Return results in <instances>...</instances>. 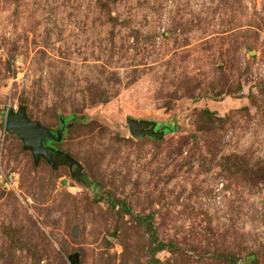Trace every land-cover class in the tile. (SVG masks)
<instances>
[{"label":"rangeland","instance_id":"rangeland-1","mask_svg":"<svg viewBox=\"0 0 264 264\" xmlns=\"http://www.w3.org/2000/svg\"><path fill=\"white\" fill-rule=\"evenodd\" d=\"M22 107L82 171L6 132ZM152 258L264 264V0H0V264Z\"/></svg>","mask_w":264,"mask_h":264},{"label":"water","instance_id":"water-1","mask_svg":"<svg viewBox=\"0 0 264 264\" xmlns=\"http://www.w3.org/2000/svg\"><path fill=\"white\" fill-rule=\"evenodd\" d=\"M126 123L133 138H153L162 139V129L156 131V123L145 120H136L133 118H127ZM6 132L11 135H16L28 149L32 150L35 161H39L43 156L51 164L55 165L52 160V156L49 154V149L44 147L43 141L45 139L49 141L60 142L63 138V131H59L54 134L49 129L41 126L40 123L31 121L29 119L27 108L22 107L17 112L11 110L6 116L5 122ZM57 156H61L67 160L71 169L76 166L78 171L82 170L81 165L77 160L71 157L69 154L63 152H57ZM251 260L242 261L240 264H251Z\"/></svg>","mask_w":264,"mask_h":264},{"label":"flooded vegetation","instance_id":"flooded-vegetation-1","mask_svg":"<svg viewBox=\"0 0 264 264\" xmlns=\"http://www.w3.org/2000/svg\"><path fill=\"white\" fill-rule=\"evenodd\" d=\"M67 124H66V122L65 121H61V128L59 129V130H56V131H52V130H50V131H52L54 134H57L59 131H63V135H64V132H65V130L67 129ZM159 130V128L157 127L156 128V131H158ZM62 140H63V138H62ZM62 141H60V142H55V141H49V140H47V139H45L44 141H43V143H44V147H46V148H48L49 149V154L52 156V160H53V162H55V165L54 166H57L58 165V163L59 162H65V163H67L69 166H70V164L67 162V160L66 159H64L63 157H61V156H57V152H63V153H66V152H64V151H62V150H60L58 147H57V145L58 144H60ZM29 150H31V149H29ZM32 151V150H31ZM66 154H68V153H66ZM70 155V154H69ZM71 156V155H70ZM72 157V156H71ZM41 158H44V159H46L45 157H41ZM40 158V159H41ZM47 160V159H46ZM80 164V163H79ZM70 171L71 172H79L78 170H77V168H76V166H74L72 169H71V167H70ZM82 171V170H81Z\"/></svg>","mask_w":264,"mask_h":264},{"label":"trees","instance_id":"trees-1","mask_svg":"<svg viewBox=\"0 0 264 264\" xmlns=\"http://www.w3.org/2000/svg\"><path fill=\"white\" fill-rule=\"evenodd\" d=\"M137 218H138L139 222H145L146 221L144 218H141L139 216ZM148 221H149V219H148ZM150 241H151L152 244L156 245V247L154 248V252H153L152 255H154V253L156 251H161V250H165V249L168 248V245L167 244H164V243L159 242L158 237H157L155 231H152V234L150 236ZM232 261H234V260H232ZM150 263L151 264H162L160 261L156 260L155 258H152V261ZM234 264H236V263L234 262Z\"/></svg>","mask_w":264,"mask_h":264}]
</instances>
